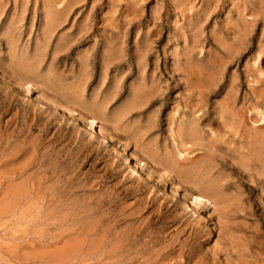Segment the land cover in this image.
Listing matches in <instances>:
<instances>
[{"label": "rangeland", "instance_id": "1", "mask_svg": "<svg viewBox=\"0 0 264 264\" xmlns=\"http://www.w3.org/2000/svg\"><path fill=\"white\" fill-rule=\"evenodd\" d=\"M0 264H264V0H0Z\"/></svg>", "mask_w": 264, "mask_h": 264}, {"label": "bare ground", "instance_id": "2", "mask_svg": "<svg viewBox=\"0 0 264 264\" xmlns=\"http://www.w3.org/2000/svg\"><path fill=\"white\" fill-rule=\"evenodd\" d=\"M8 86V85H7ZM28 92H31L30 90H29V88H28ZM255 95V94H254ZM39 99V98H38ZM46 103H48L49 105H51L52 107H56V108H58V109H60V110H62V111H64L68 116H74V112H73V110H71L70 108H68V107H66V106H64V105H60V104H57V103H55V102H52V101H49V100H44ZM227 114V113H226ZM234 120V119H233ZM89 129L91 130V131H98V133H99V135H102V136H104V131L103 130H101V129H99V128H97V126H96V124H95V122H90L89 124ZM224 130V129H223ZM95 132V133H96ZM243 149H244V147H243ZM124 159H125V163L126 164H129L130 165V167L132 168V170L133 171H138L139 170V167H140V164L137 162V160H135L134 162H133V160H132V157L131 156H124ZM231 163V162H230ZM245 174V173H244ZM251 177V176H250ZM261 178V177H260ZM257 180V179H256ZM167 193V192H166ZM175 194H176V192H174ZM247 196V195H246ZM195 201H201V203H204V201L202 200V198H200V197H198V196H196L195 198H194V200L192 201V203L193 204H195ZM188 208H189V205H188ZM202 208V207H201ZM192 210H195V209H192ZM204 210V209H203ZM238 215V214H237ZM235 216V215H234ZM81 221V220H80ZM84 229V228H83ZM90 240V239H89ZM79 244V243H78ZM74 245V244H73ZM73 247V246H72Z\"/></svg>", "mask_w": 264, "mask_h": 264}]
</instances>
